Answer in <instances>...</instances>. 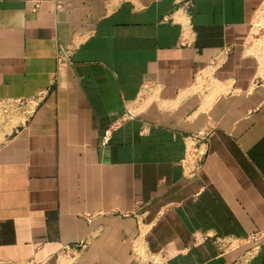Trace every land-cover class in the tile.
<instances>
[{"label":"crops","instance_id":"obj_1","mask_svg":"<svg viewBox=\"0 0 264 264\" xmlns=\"http://www.w3.org/2000/svg\"><path fill=\"white\" fill-rule=\"evenodd\" d=\"M263 3L0 0V264H264Z\"/></svg>","mask_w":264,"mask_h":264},{"label":"rangeland","instance_id":"obj_2","mask_svg":"<svg viewBox=\"0 0 264 264\" xmlns=\"http://www.w3.org/2000/svg\"><path fill=\"white\" fill-rule=\"evenodd\" d=\"M252 26L250 35L251 49L259 56V74L264 77V3L257 10Z\"/></svg>","mask_w":264,"mask_h":264},{"label":"built area","instance_id":"obj_3","mask_svg":"<svg viewBox=\"0 0 264 264\" xmlns=\"http://www.w3.org/2000/svg\"><path fill=\"white\" fill-rule=\"evenodd\" d=\"M62 56H67V54H65V52H64V53L60 52V53H59V57H62ZM78 245H79V247H84V246L87 245V242H86V241H80V242L78 243Z\"/></svg>","mask_w":264,"mask_h":264}]
</instances>
